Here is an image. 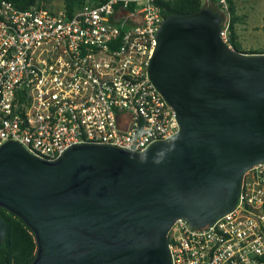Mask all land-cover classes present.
<instances>
[{
  "label": "water",
  "instance_id": "water-1",
  "mask_svg": "<svg viewBox=\"0 0 264 264\" xmlns=\"http://www.w3.org/2000/svg\"><path fill=\"white\" fill-rule=\"evenodd\" d=\"M210 7L166 17L149 74L181 130L143 151L74 144L56 159L0 146V208L35 236L29 264H172L167 233L236 206L264 162V53L231 49ZM7 225L0 213V242Z\"/></svg>",
  "mask_w": 264,
  "mask_h": 264
},
{
  "label": "built area",
  "instance_id": "built-area-1",
  "mask_svg": "<svg viewBox=\"0 0 264 264\" xmlns=\"http://www.w3.org/2000/svg\"><path fill=\"white\" fill-rule=\"evenodd\" d=\"M216 3L235 49L229 1ZM164 19L158 0H87L72 15L2 0L0 146L56 159L84 142L143 151L175 136L176 111L149 74ZM167 237L172 264H264V162L244 174L232 211L204 227L178 218Z\"/></svg>",
  "mask_w": 264,
  "mask_h": 264
},
{
  "label": "trees",
  "instance_id": "trees-1",
  "mask_svg": "<svg viewBox=\"0 0 264 264\" xmlns=\"http://www.w3.org/2000/svg\"><path fill=\"white\" fill-rule=\"evenodd\" d=\"M2 0H0L1 2ZM12 1L19 8H29L32 5H39L49 9H55L52 5L53 0H9ZM61 8L68 10L72 15L75 11L81 8L87 0H60ZM107 0H91L95 5L105 2ZM231 19V38L235 49L241 50L240 42L237 38L236 24L239 23V16L237 15L236 0H228ZM205 0H158L162 9V14L166 18L175 13H193L200 11L207 6ZM212 3V4H211ZM208 7L215 12L220 13V8L216 0L209 1ZM216 4V5H215ZM60 8V9H61ZM246 53H257L248 52ZM260 52V51H258ZM264 52V51H262ZM2 218L6 222L7 232L5 240L0 242V264H29L35 257L36 242L34 233L26 225V223L17 215L9 212L7 209L0 208Z\"/></svg>",
  "mask_w": 264,
  "mask_h": 264
},
{
  "label": "rangeland",
  "instance_id": "rangeland-1",
  "mask_svg": "<svg viewBox=\"0 0 264 264\" xmlns=\"http://www.w3.org/2000/svg\"><path fill=\"white\" fill-rule=\"evenodd\" d=\"M205 5L208 7V2ZM51 6L58 10L62 3L60 0H53ZM236 7L240 18L236 24V32L241 50L264 53V0H236ZM218 10L224 17L223 11L220 8Z\"/></svg>",
  "mask_w": 264,
  "mask_h": 264
}]
</instances>
